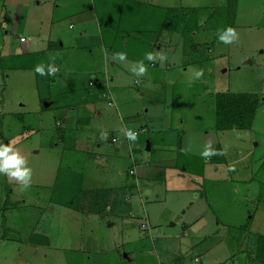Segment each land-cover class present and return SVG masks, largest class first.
Listing matches in <instances>:
<instances>
[{
	"label": "rangeland",
	"instance_id": "1",
	"mask_svg": "<svg viewBox=\"0 0 264 264\" xmlns=\"http://www.w3.org/2000/svg\"><path fill=\"white\" fill-rule=\"evenodd\" d=\"M135 1L140 4L139 8H144V14L139 13L138 18L143 17L142 22H149L147 28L151 33L142 36L134 27L125 28L119 24V15H126L118 8L120 0H113V11L98 3L99 24L89 23L88 34L82 40L77 39L81 30L76 24L73 30L67 27L61 30L57 39L63 41L68 56L65 63L69 68H75L69 75L61 70L53 74V82L47 87V81L43 77L37 80L33 72L7 70L18 60L9 57L12 53L18 54L16 40L20 37L25 40L27 51L37 50V37L47 39L49 10L62 3L66 6L70 0H0V10L2 5L10 7L15 3L19 10L23 5L30 10L25 23L20 22L23 27L14 36L3 24L0 28V143L11 142L24 158L22 167L31 169L30 184L23 190L20 181L0 174L3 193L0 238L11 240L10 243L0 241V264H195L193 259L198 255V249L193 247V242L198 233L195 234L190 226L198 221L201 206L212 218L208 221L211 223L209 228L215 232L212 238L206 237L204 246L207 254L213 255L211 258L218 257V263L231 257L225 264H245L256 238L260 236L264 241V102L256 109L253 127L247 131L213 130L215 108L211 107L214 93L228 91L264 96V0ZM226 2L228 6L223 7ZM178 7H186L189 11L179 10L170 16L169 9L178 10ZM191 9L196 10L191 14ZM181 16L191 23L205 24V30H193L202 42L209 37L218 39V32L227 27L235 29L237 38L232 43L210 47L209 51L203 46L198 49L200 54L198 51V55L184 57L186 66L181 67L183 44L176 43L173 38L187 36L189 32L172 36L168 25L171 20L172 24H178ZM132 31H136L138 37ZM109 34H115L117 45L107 44L104 36ZM134 38L145 41L141 60L147 65L155 64L158 48L163 52L169 48L166 47L169 41L173 46L177 44L176 56L167 59L169 70L164 73L165 65L161 60L156 62L154 73L147 74L145 88L151 91H141L144 83L135 86L130 79L129 88L110 90L111 96L109 93L99 95L93 108L100 115H94L92 108L76 111V119L88 118L89 121L81 125L79 138L82 142L76 147L73 142L72 146L68 139L72 133L65 128L62 131L66 138L59 141L57 127L60 123L56 121L64 114V105L73 103L74 96L68 95L71 81L77 84L82 78L83 86H88L89 82L94 85L91 64L97 65L101 59L102 46L113 47V51L116 47L118 52L136 60L134 52L125 50L121 42L128 39L133 42ZM156 39V45L152 44ZM87 42L94 44L89 46ZM147 53H152L154 59L147 60ZM167 54L172 52L167 51ZM70 56L80 57V60L73 62ZM50 57L45 56L42 65L48 67L57 60V57ZM114 71L110 69L107 74L112 80L111 88H117L118 81L126 87L129 77H118ZM196 71H202L198 79L194 75ZM47 88L50 94L46 95ZM58 94L62 98L56 101ZM38 97L47 108L40 109ZM108 98L111 105L107 104ZM173 98V106L178 107V101L182 100L185 104L191 103L192 107L172 113ZM17 115L22 116L20 120L15 117ZM141 128L148 131L143 133ZM205 129L212 134L207 137L196 135ZM128 130L138 134V143L126 144L123 134ZM182 132L190 138L178 148L177 136ZM162 134L172 141L167 137L163 146L152 144L151 151L145 152V136ZM111 138L116 142H111ZM207 138L224 149V164L211 166L214 156L208 159L201 156L205 146L211 145ZM154 166L162 171L155 172ZM131 167L137 174L141 170L145 174V167H149L148 173L161 176L155 186L145 187L152 190L148 198L140 191L137 197H129L127 202L121 203V211L117 214L75 213L65 204L67 200L71 202L72 193L82 184L89 187L93 192L91 195L100 188L133 185V179L127 176ZM136 183L142 187L144 181L137 178ZM56 192L59 195L67 192V196L55 198L53 204L49 199ZM188 200H194L195 205L187 206ZM183 205L187 210L182 219L172 221L174 213L184 210ZM128 209L134 213L133 217L128 215ZM140 224L148 225L145 233L149 237H139ZM184 227L187 236H182ZM42 237H46L44 243L47 242L48 247L40 246L34 251L22 246L28 241L39 244Z\"/></svg>",
	"mask_w": 264,
	"mask_h": 264
},
{
	"label": "crops",
	"instance_id": "2",
	"mask_svg": "<svg viewBox=\"0 0 264 264\" xmlns=\"http://www.w3.org/2000/svg\"><path fill=\"white\" fill-rule=\"evenodd\" d=\"M93 1L94 0H70L69 3H66V6L64 5V3H62V4H60V7L54 6L53 9L49 10L50 15L47 16V20H48V23H47L48 31L46 33L47 39L46 40L41 39L40 38L41 36L37 37L38 38V40H37L38 41V46H37L38 48H37V50L32 51V52L27 51V49L24 47V45L26 43L25 41L23 43L19 42V39L22 37H20L18 40H16V47L19 49V51L17 52L18 54L12 53L9 58H11V59L16 58L18 60L14 66L7 67V70L33 72L34 77L37 80L43 77L45 79V81H47V85H46L47 87L49 86L50 82L51 83L53 82V80L51 78L53 76V74H58L60 72V70L64 71L65 74L69 75V71H72L75 67L69 68V65L67 63H65L68 60V56L64 52L63 41L59 40L57 38H58V36L61 35V32H62L61 30L65 29L66 27L68 30H73L75 24L81 30L79 35L77 36V39L82 40L83 36H87L88 32L86 31V29H88V27H87L88 24L94 23L95 26H97L99 24V21H98L99 16L97 15L98 3L105 5L108 9L111 8V11L114 10L113 0H96V3L94 1V4H93ZM117 4H118V8L123 11V14H126L124 16H122L121 14L119 15V24L121 26H123L125 28L134 27V29L138 30V32H140L142 36H144L143 33H145V34L151 33V31L147 28V27H149V22H145V21L142 22V20H144L143 17L138 18L139 13L144 14V12H145L144 8L143 9L139 8L138 5H140V4H137L135 0H120V2H117ZM38 6H39V4L37 5V7ZM2 7L3 8H1V10H0V28L3 24L4 28L9 29L10 35L14 36L15 33L18 32L19 29H21L23 27L22 24H23V22L25 23V20L28 16L30 10L27 8L26 5L21 6L20 7L21 10H19L17 8L16 3H15V5H10V7H5L4 5H2ZM140 7H142V6H140ZM94 8H95V11H94ZM206 9H209V8H203V9L199 8V10H203V11ZM211 9L214 12L215 8L212 7ZM169 10H170V14H169L170 16H173V13H175L179 10L181 12L183 11L184 13L187 10L189 11V9H187L186 7H184V8L178 7V10H173V9H169ZM195 10L196 9H191L190 13L192 14V12ZM18 12H20V14H18ZM164 13L168 14V11L164 10ZM58 15L60 17H58ZM66 16L68 18H65ZM65 20L67 21L66 25L64 24ZM21 21H22V24H20ZM171 21H169V22L171 23ZM177 23L178 24H172L171 23L172 25L168 24L171 27V29L169 30V33L172 34V36L173 35L178 36V34L180 36L181 32H183V34L186 32V27L191 28L189 35H187V36L182 35L180 37L178 36L179 38H176V37L173 38L176 40V43H178V44L182 43L183 44V48H182L183 49V53H182L183 56L181 58L182 60H181V64H180L181 67L186 66V64H185L186 58H188L190 55L197 54V52L200 50V48H203V46L208 47V48H206V50L209 51L210 47L225 44V43L219 41L216 37H212V38L209 37V38H207L206 42H202L201 41L202 38H198L196 36V33L195 32L193 33L194 29H197V31H202L203 29L205 30V24L203 25L202 22H198L196 24L191 23V21H186V18H184V16L183 17L181 16V18H179V20H177ZM163 25L164 24H162V26ZM110 27L113 28L112 26H108L107 28H110ZM132 32L134 33V35L136 37H138L136 31H132ZM6 34H7V32H6ZM107 36H108V38H107ZM109 36H110V39H109ZM170 37H171V35H170ZM184 37H186V38H184ZM104 39L106 40L107 44L111 43L112 45H117L115 34L106 35V37L104 36ZM128 40L129 41H127V42L125 40H121V42L124 45L125 50L131 49V51L134 52L133 54L135 55L136 60H135V58H133L132 54H131L132 57H126L125 60H123V61H121L119 59H114L113 57L116 54L120 53V52H118V48L115 47L114 48L115 51H113V47H109V49H107L106 47L102 46L101 59L98 60L97 65H95L94 62H93V64H91V69L93 70V73L91 75L95 76V77H93L94 81H95V82L93 81L94 85H88L89 87L87 85L83 86L82 78L78 80L77 84L74 81H71L72 87L69 89L68 95L71 94L74 96L73 97V103L64 105L65 109H63V110L65 112H64V114H61L62 115L61 118H59V120L56 121L57 124L60 123V126L56 125V126H58L57 130L60 133L59 136H57L59 141H63L66 138L65 132L62 131L63 130L62 128H65L67 131H71V133H72L70 136H68V139L71 140L72 146H73V142H74L75 147H76V145L78 146V143L82 142L79 138V135L82 133L81 125H86L89 123V121H88V118L76 119L75 114L77 113L76 111L78 109L85 110V109H91L92 108L93 114L98 115L99 114L98 111H96L93 108V106L95 105L96 101L100 98V96L96 95L99 91L101 92L100 95L103 93H107V94L109 93V95L111 96L110 90L122 91L125 88H129L128 82H130V79H132V82H133V84H135V86H137L139 84V82L144 83V87L142 86L141 91H151L150 89L145 88L147 86L146 84L148 83L147 74L154 73L153 69L156 68L158 65V64H156V62L161 60L159 55H162L164 57V59L161 60L162 64L165 65V69L163 70V72L165 73L167 70H169L170 63H168L167 59L171 55H174V57L176 56V54H175L176 47L175 46L177 44L175 46H173L171 44V42L169 41L168 44L166 45V47H169V48L167 50L163 49V52L158 48L156 52H158L157 54H159V55L156 54L157 58L154 60L155 64H148L147 65V63H145L144 65L146 66L147 71L145 73H143L142 75L137 76L134 69L137 67V63L142 61L141 60L142 48L144 47L145 41L139 40L138 38L137 39L134 38L133 42H131L130 39H128ZM157 41H158L157 39L154 40L152 44L156 45L155 43ZM91 44H94V42H91ZM91 44L89 42H87V45L90 46ZM100 44L101 43H99V45ZM171 46H172V48H171ZM74 48L77 51H79V48L76 47V45ZM105 48L107 49V51ZM112 51H113V53H112ZM167 51L172 52V54L168 55ZM90 52H89V54H90ZM138 52H139V54H138ZM48 53H49V55L47 56ZM59 53H61V56H57ZM198 53L200 54V51ZM45 56H46V58H48L50 56H51L50 58H56L57 57V60H53V63H51V65H50L56 69V71L54 73H52L51 75L47 74L48 73L47 72L48 67H45L44 65H42V62H43V59ZM184 57H186V58H184ZM245 58L246 57H244V59ZM70 59H72L73 62L75 61L77 63L78 60H80V57L78 58L77 56H73L71 58V56H70ZM143 62H144V60H143ZM125 63H127V64L130 63V64L126 65ZM190 63H192V62H190ZM38 65L42 66L44 68V75H41L40 73L35 71V68ZM110 69L115 70L114 73H116L118 75V77H127V78L129 77V79L125 83V84H127L126 87H125V85L122 84L121 81H118V83L116 82L117 88H111L112 80H111V77H108V75H107L108 71ZM117 75H116V77H117ZM66 82L70 83V80L67 79ZM45 91H46L45 92L46 95L50 94L49 88L45 89ZM227 93H228V91H227ZM213 95H215V93ZM61 98H62V95L58 94L56 101H57V99L61 100ZM80 98L82 99V101H80ZM85 98H86V101H85ZM45 100L46 99H44V101ZM174 101H175V99L173 98L171 100V102H172L171 103V112L172 113L176 112L177 109H180V108L188 109V108L192 107L191 103L185 104L186 102L182 101V100L178 101V107H176V106L172 105ZM162 102H165V101H162ZM262 102H264V96H262V98H261V103ZM43 103H44L43 100H41V99L39 100V97H38V105L40 104V109L43 107L42 106ZM58 104H59V101H58ZM160 105H161V103H160ZM48 106H50V104ZM44 107L47 108L46 105H44ZM44 107H43V109H44ZM211 107H214V104L211 105ZM20 116L21 115H17L15 117L18 120H20L21 119ZM253 120H254V118H253ZM73 121H74V124L72 125ZM252 127H253V121H252V124H251V127L249 128V130ZM141 129L144 130V131H142L143 133L148 131L145 128H141ZM73 130L75 133H73ZM213 130H215V128H213ZM234 130L235 129H232L230 131H234ZM150 134L151 133H149V135ZM210 134H212V131H210L208 129L203 130L202 133L196 132V135H198V136L201 135V137H203V136L207 137L208 135L210 136ZM123 135L125 136V134H123ZM167 137H169V136H164L163 134L159 135V136H156V135L155 136H145V139H146V143H145V147H144L145 152L148 153L151 151L152 144H154V145L158 144V146H163L164 145L163 142L165 140H168ZM189 138H190V136H188L186 132L184 134L182 132L180 134V136H177V140H179L178 148H179V146L182 147L184 145L183 143L186 140L189 141ZM169 140L172 141L170 139V137H169ZM194 140H195V138H194ZM207 141H210V140L207 138ZM125 142L128 145H130V143H131V141L128 140L127 137L125 139ZM132 142H134V143L139 142L138 134H136V140L132 141ZM210 143H211V148L213 150H214V148L215 149L220 148L222 151L223 157H224V161L222 163L221 162L218 163L217 161H213L214 163H211V166L224 164V162H225V151H224V149H222L219 146V144H216L215 142L212 143V141H210ZM165 144H167V143H165ZM99 147L100 146L98 145L97 148H99ZM86 151H84L83 153H85L87 155L88 153ZM87 156H89V154ZM66 158L73 160V158L69 157L68 155H66ZM262 162L264 164V161H262ZM153 168H154L153 170L155 172H158V173L161 170L157 166H154ZM145 169H146L145 174H144V171L141 173L142 170L137 174L136 170H134V168H132V167L130 169H128V171L129 170L133 171L132 175H130L127 171V176L130 177L131 179H133L132 180V182L134 183L133 185L127 184V185H123L121 187H114L115 189H110L109 187L108 188H100L99 190L97 189L93 195H91L93 192L89 190V187L86 188L84 184H82V186H79L76 189L74 187H72V190L75 189V193H72L74 195L71 196V202H68V200H67V202L65 204L68 205L69 207H71L72 211L75 213L79 212L81 214L87 213L88 215L89 214L90 215H95V214L99 215V213L104 214L103 212H105V213L109 212V213L117 214L121 211V208H120L121 203L127 202L129 200V197H137L138 195H136V194H138L140 191H142L144 197H147V198H148V196H150L152 194V190H147L149 188H145V187L152 185V184H153L152 186H155L154 184H155V182H157L156 180L161 178V176L160 175L158 176V174L153 175V174H151V172L148 173L149 167H145ZM212 169L214 171L216 170L215 167ZM70 173H72V172H70ZM137 178L144 181V184L142 185V187L137 186V183H136ZM82 182H83V177H82ZM138 184H140V183H138ZM64 194H61V195L64 197L67 196V192ZM132 194H133V196H132ZM61 195H59L58 192H56L55 195H52L50 197L49 202L52 201V203L54 204L53 200L55 198L60 197ZM2 200H3V193L0 190V201H2ZM193 205H195V201L194 200H188L187 206L191 207ZM183 206H184L183 207L184 210L181 209L177 213L173 214V216L171 218L172 221L178 222L179 220L182 219L183 215L185 214V209L187 210V207L185 208L186 205H183ZM128 215L130 217H133L134 213H132L131 210L128 209ZM178 215L180 216L179 219L175 220L176 216H178ZM208 215H209V213L207 212V209H205L204 207L201 206L200 212L198 211V216H199L198 221L193 223L190 226V229H192L195 234L198 233L197 239L193 242V247L198 249V255H196L194 257L193 262L195 264H225V261H229L231 257H229L224 262L218 263V259H217L218 257H216V258L212 257L211 258V256H213V255H211V256L208 255L207 253H209V252H208V250H206L207 248H205V246H204V242L207 240L206 237L212 238L215 235L214 230L209 228V225H211L210 222L212 221V218L208 217ZM173 218H174V220H173ZM146 221H147V218H146ZM208 221H210V222H208ZM146 226L148 227L147 224H140L139 225V233H138L139 237H141V238L149 237V234L145 233L146 232L145 231ZM172 226H175V224H172ZM215 227L216 228L218 227L217 223H216ZM184 230H185V232L182 234V236H187L186 227H184ZM158 232H160V231H158ZM126 236L129 237V234H126ZM0 239H1L0 241H5L7 243L11 242L10 239H6L4 237H1ZM44 240L46 241V237L43 238V240L41 242H39V244L34 243L33 241H28L25 244H22V246L25 245V249L27 247H29V249L37 251L40 246L48 247L47 242L44 243ZM41 243H43V244L41 245ZM26 250H25V252H26ZM245 264H264V241L260 240V236L256 238L255 244L251 247L249 259L245 260Z\"/></svg>",
	"mask_w": 264,
	"mask_h": 264
},
{
	"label": "clouds",
	"instance_id": "3",
	"mask_svg": "<svg viewBox=\"0 0 264 264\" xmlns=\"http://www.w3.org/2000/svg\"><path fill=\"white\" fill-rule=\"evenodd\" d=\"M236 38L237 33L232 27H227L223 31L218 32L219 41L225 44L232 43ZM159 56L161 60L164 59L162 55ZM113 58L123 61L125 60L126 55L125 53H118ZM145 58L147 60H153L154 55L152 53H147ZM35 71L40 73L41 75H44V68L42 66H36ZM55 71L56 69L54 67L48 66L49 75H51ZM134 71L137 76H140L147 71V68L144 63L140 61L137 63V67L134 69ZM194 75L195 78L198 79L202 75V71H196ZM125 136L130 141L136 140V133L131 130L126 131ZM217 154L218 153L211 148L210 144L206 145L204 150L201 152V156L205 158ZM23 164L24 158L19 154L17 150L14 149L13 144L11 142L7 145L0 143V174L11 176L16 180L20 181L23 186L22 190L26 189L29 186L31 177V169L29 167H22Z\"/></svg>",
	"mask_w": 264,
	"mask_h": 264
},
{
	"label": "trees",
	"instance_id": "4",
	"mask_svg": "<svg viewBox=\"0 0 264 264\" xmlns=\"http://www.w3.org/2000/svg\"><path fill=\"white\" fill-rule=\"evenodd\" d=\"M227 2L224 7H227ZM171 25V23L169 24ZM191 28L186 27V33H190ZM188 33V34H189ZM98 91V90H97ZM100 91L96 95H100ZM261 97L250 93H217L214 95L215 124L217 131L249 130ZM80 101L82 99L80 98ZM86 101V98H85ZM85 103V102H84ZM63 137V136H62ZM111 138L110 141L112 142ZM116 141V140H115ZM218 154L214 156V161L222 163L224 157L220 148L214 149ZM130 170L128 171V173ZM203 196V195H202ZM43 243H41L42 245Z\"/></svg>",
	"mask_w": 264,
	"mask_h": 264
},
{
	"label": "built area",
	"instance_id": "5",
	"mask_svg": "<svg viewBox=\"0 0 264 264\" xmlns=\"http://www.w3.org/2000/svg\"><path fill=\"white\" fill-rule=\"evenodd\" d=\"M24 41H25V40H24L23 38H20V39H19V42H21V43H23ZM89 85H92V83L90 82ZM108 99H109V98H108ZM110 101H111V100L109 99V101L107 102L108 105H111V102H110ZM112 142H115V139H112ZM129 174L132 175V174H133V171H130Z\"/></svg>",
	"mask_w": 264,
	"mask_h": 264
},
{
	"label": "water",
	"instance_id": "6",
	"mask_svg": "<svg viewBox=\"0 0 264 264\" xmlns=\"http://www.w3.org/2000/svg\"><path fill=\"white\" fill-rule=\"evenodd\" d=\"M248 63H250V62L248 61ZM179 217H180L179 215H178V216H176L175 220H178V219H179Z\"/></svg>",
	"mask_w": 264,
	"mask_h": 264
}]
</instances>
